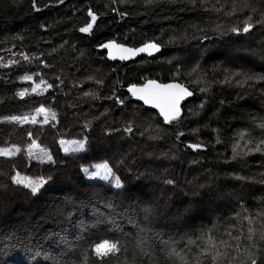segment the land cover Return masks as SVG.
Instances as JSON below:
<instances>
[{"label": "trees", "instance_id": "1", "mask_svg": "<svg viewBox=\"0 0 264 264\" xmlns=\"http://www.w3.org/2000/svg\"><path fill=\"white\" fill-rule=\"evenodd\" d=\"M219 1L217 9L212 10L208 0H160L152 4L134 3L113 7H107L99 0H64L62 4H57L56 0H37V7L41 9L37 12L32 8V0H0V53L17 48L23 49L28 57H36L32 61L36 64L33 65H0V148L16 145L21 149L13 156H0V184L6 186L0 189V249L7 253H0V264H52L53 257L58 260L76 259L78 264H98V258L81 255L79 251L72 255L69 249L85 241L122 239L121 232L128 234L129 243L126 250L117 252L108 260V264H179V257H176L175 261L173 256L166 255L161 251L159 243L168 241L170 245L183 249L181 245L187 247L185 239L194 241L193 247L198 249L192 252L187 249L178 252L184 260L189 259L186 264H218L225 256L218 257L213 262L211 256L200 255L203 240L198 237L203 236L206 239L211 236L218 247L221 241L227 242L231 248H219L221 252L228 253L226 256L233 255V250L237 247L234 237H240L241 248L247 244L248 234L242 230L245 226L242 224L248 211L245 206L238 204L239 190H231L233 186L236 187V182L231 178L239 169L232 162L231 146L235 141L236 127L241 122L252 124L250 139L254 138L253 135H256V140L259 139L260 132L254 127L257 123L264 125V80L245 81L237 85V93L244 96L249 94V100L234 93L230 95L219 91L218 82L222 81L224 76L218 77L216 73H224L215 72L212 67L205 71V86L211 89L207 92H201V87L187 83L184 76L176 78L155 75L162 71L159 61L172 53L184 52L181 42L178 44L176 41L158 40L157 34L164 29L188 25V22L194 21L208 22L210 27L215 25L223 29V22L228 24L233 17L227 15L226 0ZM241 1L238 0L237 3ZM243 1L253 7L251 17L255 25L249 31L253 33H245L256 38L250 42V48L258 57H264V23H256V20H264V0ZM89 8L97 15V21L91 33H80L78 29L89 19ZM112 8L127 14L121 19ZM51 21L54 23L51 24ZM66 26L67 43L57 50L60 45L53 41L52 33L56 28ZM215 33H207L213 42H221L226 37H219ZM110 39L132 47L157 42L161 49L152 59L141 57L131 62L110 63L106 59V53L97 50L99 44ZM76 47L80 49L77 51ZM211 49L206 55L207 59L214 67H222L220 63L228 54L223 55L221 47L217 44ZM76 53L81 58H78ZM40 58L46 67L45 86L39 87L35 92L27 91L24 97H20L17 93L31 87V83L21 80V77L42 72L41 66L38 65L40 62L37 61ZM5 60L0 56V64ZM44 60L56 62L57 69L61 71L52 72L50 76V64L46 65ZM87 61L98 63L102 72L88 70ZM163 67L166 68L167 64ZM251 67L254 69L251 74L264 75V68H255L253 65ZM107 70L111 71V76L102 79L101 87L97 88L98 84L94 87L93 82L88 80L102 77ZM122 78L126 80L120 83ZM142 78L156 79L163 83L176 81L192 91V99L182 105L181 116L171 123H164L156 112L133 102L124 89L131 84L144 83L146 80ZM65 79H68L69 83ZM49 84L52 85L50 89L47 87ZM114 91L121 99L127 98L123 105H117L115 98L109 99ZM85 92L95 95L85 96ZM203 97L206 99L203 100ZM205 101L213 107V112L201 117L203 125H200V128L203 129L198 143L204 147L192 150L187 146L189 143H195L190 126L196 120L192 119L191 113L203 106ZM40 105L48 106L57 117L64 116L66 126L60 124L61 128H55L50 122L18 124L5 119L10 116H22ZM101 105L103 108H100ZM97 109H108L118 116L126 115L124 126L116 128L117 132L114 131L115 134L110 139L103 138L102 124L100 128L94 124L96 136L91 137L96 142L103 140L107 146L103 150L113 154L115 160L124 161L122 165L115 163L118 169L121 167L129 172L133 168L137 169L135 173L121 176L126 187L120 191H115L106 184L83 180L80 169L88 164L87 154L63 155L56 145V140L61 137L79 138L81 134L77 129L83 123H78L92 116ZM136 111H140V114ZM143 115H148L149 118L145 119ZM95 120L96 118L92 119V122ZM150 122L158 128H148ZM129 124L134 128H131V132H125L124 129L129 128ZM29 133H32L31 137ZM33 139L41 148L51 152L57 162L55 165L46 160H32L28 156L27 145ZM94 156L96 155L92 154V157ZM26 160L47 165L44 168L55 177L37 196H33L30 190L24 189L22 185L11 182V176L20 172V169L14 167V162ZM61 160L67 163V168L60 166ZM130 160L133 165H130ZM152 163L162 164L164 168L174 166L175 174L172 173L174 177L169 188L174 205H187L183 217L178 218L180 212L177 210L172 213L162 212L158 219L152 213L154 207L150 204L154 198L160 196L150 187L158 186L159 181L152 178L150 172L146 174L138 169ZM257 163L263 164L264 158L257 157L250 162L246 160L242 164L241 175L249 179L248 177L254 175L253 167L257 166ZM208 180H212V185H205L198 191L196 184ZM214 183H219L221 188H214ZM90 185H95V189H90ZM123 189L128 193L125 197L122 196ZM117 192L121 195L114 197L113 193ZM251 193L252 198L261 203L264 212V187L254 185ZM160 195L162 200L170 199V195L165 191ZM68 197L82 203L67 209L71 211L70 216L53 214V210L63 206ZM108 203L114 205L115 223L107 217L102 224L98 223L97 213H107ZM143 207L151 211L146 213ZM149 215L156 220L154 223L149 220ZM252 217L258 218L256 215ZM49 232L59 235L47 240L42 239ZM138 232L149 245L147 253L143 255L133 247L135 234ZM99 233L110 235L100 236ZM257 244L261 246L259 240ZM37 245L39 247H36ZM107 247L106 245V248L100 251H106Z\"/></svg>", "mask_w": 264, "mask_h": 264}, {"label": "rangeland", "instance_id": "2", "mask_svg": "<svg viewBox=\"0 0 264 264\" xmlns=\"http://www.w3.org/2000/svg\"><path fill=\"white\" fill-rule=\"evenodd\" d=\"M101 3H103L105 6L107 7H113V6H117V5H122V4H134V3H140L139 5H145L146 3L144 2V0H124L123 3L120 2V0H116L115 3L112 2V0H99ZM156 1H160V0H153V3ZM209 2H211V9L212 10H216L217 9V4L220 5V1L219 0H208ZM238 0H226V9L228 11L227 15H230V17L232 19H230V21L228 22V20L225 19V21L228 22V24L226 22H223V30L228 31V36L225 37V39L223 41H218L216 40V42L211 41L209 44H207L208 42L204 41V39L202 38L204 34H207L209 31H211V33L213 31L216 32V26H212L210 27L208 22H188V25H181V26H177V27H173V28H167L164 29L162 31H160L157 34V39L159 40H168V41H176L178 44L181 42L184 48V52L181 53H172L169 56H167L166 58H164L163 60L159 61L162 67V71L158 72V74H155L156 76L160 77V76H167V77H176V78H180V77H185V80H187L189 84H195L196 86H199L201 88H207L208 91L211 90L209 88V86H205V78L207 77V74H205L206 69H209L210 67H212L215 72H221L224 74H217L216 75L218 77H223V83L218 82L219 85V91L221 92H226L225 94H230L232 95L233 93L236 94L237 96H241L242 99L244 98H248L249 100H251V97L249 94L247 95H243V94H238L237 91H239V87L237 85H239L237 83L238 78L239 79H243L241 77H232L231 80L226 79L227 76L231 75V72L234 71H247L251 74V72H254V69H252L251 65H253L255 68L256 67H260V68H264V57H258L253 50H251L250 48V42L252 40H255V37H250L247 36L248 34H252L253 32H249L247 33V35H243V32L241 31L240 33L236 34V33H231L229 30L232 27H238L241 28L243 27L244 22L251 17L252 14V5H250L249 7H244L245 2L242 0L240 3H237ZM260 1V0H259ZM256 4V2H255ZM224 14V13H223ZM235 19V21H233ZM49 20V19H48ZM47 20V21H48ZM231 22V23H230ZM54 21H51V24H53ZM251 23L253 25H255L254 21L251 20ZM212 29V30H211ZM68 34V26L66 27H62V28H56L55 31L52 33L53 35V41L58 43L60 46L57 48V50H59L61 47H64L67 43L65 37ZM175 38V39H173ZM218 45L219 47H221L222 49V54H228V56L225 57V59L223 60V62H221L220 64H222V67H218L215 66L207 59L206 55H208L215 45ZM54 48H56L54 46ZM77 51L80 49L78 47H76ZM204 49H208V51H204ZM22 50V51H21ZM17 49V48H11L8 50H4L0 53V56H3L6 60L5 62H2L0 65L2 67L5 66V64H9V66H17V67H23L25 65H33L36 64L34 61V59L36 57L32 56L29 57V59L27 61H25L23 59V57L20 55L21 52H23L26 56L27 54L24 52L23 49ZM56 50V49H54ZM78 58H81L80 55L78 53H76ZM172 57H176V60H173ZM146 58V57H145ZM247 58V59H245ZM149 59V58H148ZM13 61L15 63H13ZM37 61H39L40 63H38V65L41 66V71L42 72H38L32 75L33 79L31 81H29L31 83V87L30 88H26L25 90L27 91H31L33 89V86H36L37 89L39 87H44L45 83H46V67L44 66V62L41 63L42 59H38ZM45 63L47 62L46 65L50 64V76L52 74V72L55 71H61L57 69V64L56 62L54 63V61H47L44 60ZM178 61L180 63H178ZM248 63V66H247ZM167 64V67L164 68L163 66H165ZM6 65V66H7ZM86 68L88 70H92L93 71H98V73H101V66L98 63H92L90 61H87L86 63ZM230 68V69H229ZM233 69V70H231ZM241 69V70H238ZM227 70V71H226ZM227 74V75H225ZM111 76V71L107 70L104 72V75L102 77H96L94 78H88V80L92 81L94 84V87L97 85L98 87H101L102 79L106 78V77H110ZM164 76V77H165ZM183 77V78H184ZM127 78V77H125ZM125 78H122L121 82H125ZM22 80V79H21ZM67 83L68 79H65ZM64 80V81H65ZM41 81H44L43 84H41ZM97 81H99L100 83H97ZM25 82V81H24ZM27 82V81H26ZM50 89V88H49ZM116 97L120 98V95H118L116 93ZM212 97H214L212 95ZM206 99L205 97H203V100ZM207 101V100H206ZM204 103L203 106L198 107L197 110H193V113H191V117L193 120H196L194 123H192V125L190 126L191 128V136H193V139L195 141V143L199 142L200 139V135L202 132L203 128H200V125H203V122H201V117L203 118V116L206 113L211 114L213 112V107H210V103L206 102ZM254 101L256 102V99H254ZM43 106L46 110H48V106L46 105H40L37 108ZM37 108L34 109H30L27 114L24 115H36L35 110ZM100 108H103V105L100 106ZM54 111H57L56 109H53ZM129 111V110H128ZM53 112V111H51ZM138 113V115L140 114V111H136ZM56 114V113H55ZM23 116V115H22ZM126 116V115H124ZM124 116H118L114 113H111L110 110L108 109H97L96 112H94V114L92 116H90L89 118H85L84 120L80 121L78 124H82L78 129L77 132L81 134V136L79 138H73V137H61L59 139L56 140V145H58L59 150L61 151V153L63 155H74V154H87V162L88 164L85 165L84 167H88L90 165L96 164V163H100L102 161H108L109 166L113 169V172L115 174V176L120 177L121 178V182H122V177L124 174H132L135 173L137 171V169L133 168V170L131 172H129L128 170H122L121 167L118 169V167L115 165L116 164H120L122 165V163L124 162H120L119 160H115L114 155L111 153H106L105 150H103L104 148H106V144L104 143L103 140L100 141H93L91 139V137L96 136V134L94 133V124L99 125L98 128H100V125L102 124V130H101V134L103 135L104 139H110V137L114 136L115 132H117L116 128H122L124 126ZM143 117L145 119H148L149 116L148 115H143ZM96 118L95 122H92V119ZM36 119L37 122L42 124V121L44 119V114H39L36 115ZM100 121V122H99ZM102 121H104L102 123ZM48 122H50V124L52 126H54L55 128H61V126H66V118L64 116L58 115V117L56 116V118L53 120L51 118V116H49L48 118ZM98 122V123H97ZM19 124V123H18ZM25 124H31V123H25ZM61 124V126H60ZM76 124V125H78ZM88 124V127L85 128L84 125ZM150 127L148 126V128H158L157 125L156 127L153 125V122H150ZM252 124L248 123V122H241L235 130V141L233 142V144L237 141L240 140V148L244 147V140H252V141H258L260 139H264V134H262L261 132H264V127H261L260 123H257L255 125V130L257 128L258 132H260V136L259 139L256 140V135H253L254 138L250 139L249 138V134H250V128ZM130 128H134L132 124L128 125ZM206 128V125H204ZM105 128V129H104ZM210 130V129H208ZM108 133V134H105ZM244 133V137L243 139H241L240 134ZM64 139V140H80V139H86V144L87 147L77 153H65L62 151V146L59 143V140ZM251 146H255V143H253ZM102 148V149H101ZM48 151V149H47ZM49 154H51V152L48 151ZM92 154H95L96 156L92 157ZM231 154L233 157V145L231 146ZM52 155V154H51ZM257 157H263L264 158V153L261 152H254V153H250L248 155H241V156H237L234 159L232 158V162L235 164L236 167H238V171L233 173V177L231 179H233L236 183V187H232L231 190H239L237 191L238 194L240 195L237 199L238 204L240 206H245L248 213L246 215L247 219H243V224H245V226L243 227V231L246 232V234H248V228L251 227L254 229V239L258 240V234L260 231H264V214H257V213H264L263 211V206L261 205L260 202H258L257 200L252 198V193H251V188L252 186H263L264 187V163H257V166L253 167V176L248 177L249 179H247V177L242 176L241 173L243 172V166L242 164L247 160V161H251V160H255ZM46 160V158H45ZM47 161V160H46ZM130 165H133V162L130 160ZM47 166V165H46ZM44 164L40 163H33L29 160L26 161H15L14 162V167L17 169H20V173L23 175H28V176H32V177H38V176H44L45 178L48 176V174L50 173V171L48 169H45L44 167H46ZM21 168H25V169H21ZM139 171H143V172H150L152 174V178H156L159 183L158 186L154 187H150L151 189L155 190V192H158V196L161 197L160 193L165 191L166 193H168L170 195V199L168 200H162L160 197L158 198H154L152 203L150 204L151 206L154 207L152 213H154L158 219L160 213L162 212H167V213H172L174 211H179L180 215H178V218H181L185 215V209L187 207V205L182 204L179 206L174 205V201H173V197H172V192L169 188V183H167V181L172 180L173 179V174L175 171H173L174 166H169L168 168H164V165L162 164H158V163H152L150 165H146V166H141L140 168H138ZM29 170V172L27 171ZM15 174V173H14ZM13 174V175H14ZM175 174V173H174ZM81 177L83 180L87 181V182H98L101 184H106L108 186H110L113 190L115 191H120L121 189H116L112 186V184H110L107 181H103L100 180L99 178H93V179H89L87 176H85V174L81 171ZM254 177V178H253ZM112 179V177H110V180ZM251 179V180H250ZM212 180H208L205 181L203 183L200 182V184H196V188L198 189V191H200V188L205 187V185H212ZM122 184L125 186V184L122 182ZM46 185H50V181L46 180ZM214 188H218L220 189L221 186L219 183H214ZM126 189H123L122 191V196L125 197L126 194ZM156 195V196H157ZM232 195V194H231ZM155 196V197H156ZM231 199H234V196L231 197ZM217 204V203H215ZM234 205V203H233ZM217 206V205H216ZM143 209H145V207H143ZM252 215H256L257 217H252ZM149 220H153L151 223H154V219L152 218L151 215L148 216ZM249 221H251V223H249ZM246 222V223H245ZM255 226V227H254ZM233 229V228H232ZM189 239H185L184 242L187 243V247H185L184 245H181L183 249L179 248L178 246H174L175 250L177 252H180L182 250H188L190 252L198 250L197 248L193 247V243L189 244ZM261 243V242H260ZM220 245V243H219ZM241 247V245H239ZM258 250L260 248V246H258ZM106 245H102L101 246V250L105 249ZM234 253L236 255H239L238 253H235V249L233 250ZM233 255L231 256H225L222 257L218 264H238L237 260H233L232 259ZM173 258L176 261V256H173ZM179 260V264H186V262H189V259H185L183 258V260H181L180 258H178Z\"/></svg>", "mask_w": 264, "mask_h": 264}, {"label": "snow or ice", "instance_id": "3", "mask_svg": "<svg viewBox=\"0 0 264 264\" xmlns=\"http://www.w3.org/2000/svg\"><path fill=\"white\" fill-rule=\"evenodd\" d=\"M113 3L116 2V0H112ZM121 3L124 2V0H120ZM146 4H152L153 0H144ZM170 2H175V0H170ZM57 4L64 3V0H56ZM250 5L248 3L244 4V7H249ZM32 8L35 9V11L40 12L41 9L37 7V0H32ZM113 12H117L116 8H112ZM126 12H117V15L123 19L126 15ZM89 19L87 22L78 29L80 33H91L93 31L94 24L97 21V15L94 13V11L89 8L87 13ZM253 17H249L243 24L242 29L238 27H232L230 28L231 33H240L241 31L243 33H249L250 29L253 28V24L251 23V20ZM257 24L264 23V20H256ZM43 27V26H42ZM219 37H224L228 35V31H225L220 28V26H217L216 33ZM204 40H207L211 42V37H209L207 34H204L202 37ZM175 39V38H173ZM98 47L102 49L108 50V56L110 59H116L117 57L121 61H127L132 57H136L139 53H147L149 56H152L155 53H158L161 49V45L157 42H147L142 44L139 47H127L124 44H118L115 43L114 40L110 39L107 41V43H101L98 45ZM204 51H208V49H204ZM20 55L23 57L25 61L29 59L28 56H26L23 52L20 53ZM173 60H176V57H172ZM13 63H15L13 61ZM43 63V61H41ZM178 63H180L178 61ZM227 71V70H226ZM232 77H242L243 79H238L237 83L241 84L245 81H255V80H264V75L261 74H250L247 71H233L231 72L230 76H227L226 79L231 80ZM22 80L25 81H31L33 77L31 75H24L21 77ZM145 79L146 82L143 83L140 86H137V84H131L128 87V92L131 93L133 97L138 98L140 101L143 102L145 105H150L154 109H158L159 116L163 118V120L166 123H171L172 121L176 120L181 115V101L184 100L186 97L191 96L192 92L188 90L184 85L180 83H158L156 79ZM44 81H41V84H43ZM97 83H100L97 81ZM223 83V81H221ZM47 87L51 88L52 85H47ZM37 90L36 86H33L32 91L35 92ZM201 92H207V88H201ZM27 90L20 91L17 93L20 97H24L26 95ZM85 96L89 95H95V93H89L85 92ZM115 98V103L117 105H123L125 103V99H120L116 97L115 91L113 92L112 97H109V99ZM36 115L44 114V119L42 123H47L49 116L54 120L56 118V114L51 112L50 109L46 110L43 106L37 108L35 110ZM36 115H23V116H10L5 117L6 120L13 121L19 124H25V123H31L35 124L37 123ZM85 128L88 127V124L84 125ZM261 127H264V125H261ZM125 132H131L132 129L125 128ZM32 133H29V137H31ZM241 139L244 137V133L240 134ZM60 145L62 146V151L65 153H77L82 150H84L87 147L86 139H80V140H59ZM253 143H255V146H251ZM192 150L201 149L204 147V145L199 143H189L187 145ZM21 151L19 147L16 145H11L8 148H0V156H13L16 152ZM254 152H261L264 153V139H260L258 141H252V140H244V147L240 148V140H237L233 144V159L237 156L241 155H248L250 153ZM27 154L32 160H38L43 162L46 158V160L52 164H56L57 162L53 159V155L49 154L46 148H41L40 145L36 143V141L33 139L30 144L27 145ZM60 166L62 168H67L68 165L65 163V161L61 160ZM80 171H82L85 176H87L89 179L93 178H99L100 180L107 181L116 189H122L124 185L121 182V178L115 176L113 169L109 166L108 161H102L100 163H96L93 165H90L88 167L81 166ZM110 177L112 179L110 180ZM54 176L49 173L48 176L45 178L44 176H38V177H32L28 175H23L20 172H16L14 175L11 176V182L16 185H22L24 189L30 190V193L33 196H37L38 193L41 192L42 188L46 187V180L52 181L54 180ZM167 183L171 184L172 181L169 180ZM6 186L4 184H0V189L5 188ZM95 185H90V189H95ZM121 193H113V196H119ZM78 203H82L79 200H74L72 197H68L64 202L63 206L58 207L57 209L53 210V214L59 215L61 217L63 216H70L71 211H68L67 209L75 207ZM106 207L109 209L107 213H97V222L103 223L104 219L107 217L108 219H112L113 223H115L114 216H115V208L114 205L111 203H108ZM144 211L147 213L151 211L149 208H145ZM247 219V217H245ZM251 223V221H249ZM141 232L143 229L140 230ZM59 233H47L42 239L47 240L54 238L58 236ZM100 236H108L110 234L108 233H99ZM121 238L117 239H111V238H103L98 239L97 242H87L85 241L83 244L80 245H74L69 249V253L74 255L77 251L81 253V255L84 256H92L95 258H98V264H108V260H111L113 256L117 254V252L126 250L127 244L129 243V237L128 234L125 232H121ZM198 239L203 240V246L200 247V255L203 256H211V259L213 262L217 260L218 257L226 256L227 252H221L219 248L227 247L231 248V245L227 244L225 241H221L219 247L213 240L211 236H208L206 239H204L203 236L198 237ZM234 239L237 241V247L235 249V253H238L239 255L233 254L232 259L237 260L238 264H264V231H260L258 234L257 239L261 242V246L258 250L257 247V240L254 239V229L249 227L248 228V235L246 237L247 244L244 247H240V237L236 236ZM67 243V241L65 240ZM189 244L194 243L191 239H189ZM107 245V250L104 252H101V246ZM159 246L161 248V251L164 252L168 256H176L179 257L181 260H183V257L175 250V247L173 245H170L168 241H160ZM36 247H39L37 245ZM135 249L139 250L140 254H146L148 250V243L143 238V236L140 235V233L135 234V243L133 245ZM0 253H3L6 255V251L4 249H0ZM47 258V257H46ZM105 258H108L107 260ZM52 264H78V261L76 259L71 260H58L55 257L51 258ZM231 264V262H230Z\"/></svg>", "mask_w": 264, "mask_h": 264}, {"label": "water", "instance_id": "4", "mask_svg": "<svg viewBox=\"0 0 264 264\" xmlns=\"http://www.w3.org/2000/svg\"><path fill=\"white\" fill-rule=\"evenodd\" d=\"M114 42H115V41H114ZM105 43H107V42H105ZM115 43H116V42H115ZM118 44H119V43H118ZM125 46H127V47H132V46H129V45H125ZM140 46H141V45H140ZM137 47H139V46H137ZM97 50L100 51V52H105V53H106V59H107V61L110 62V63L122 62L118 57H117L116 59H110L109 56H108V50H107V49H102V48L98 47ZM159 53H160V51H159L158 53L153 54L152 56H149L147 53H139V54H137L136 57H132V58H130L129 60L124 61V62L135 61V60H137V59H139V58H141V57H146V58L152 59V58L156 57ZM145 82H146V81H145ZM145 82H144V83H145ZM157 82H158V83H163V82H159V81H157ZM166 83H179V82H176V81H170V82H166ZM142 84H143V83H142ZM142 84H138L137 86H140V85H142ZM180 84H181V83H180ZM182 85H183V84H182ZM128 87H129V85L126 86L124 90H125V92L130 96V98H131V100H132L133 102L142 105V106H143L145 109H147V110H151V111L156 112V113L158 114V116H159V111H158V109H154V108H152L150 105H145V104H143V102L140 101L138 98L133 97V96L131 95V93L128 92ZM186 88H187V87H186ZM188 90H189V89H188ZM189 91H190V90H189ZM190 92H192V91H190ZM192 97H193V93H192L191 96H188V97H186L184 100L181 101V105H180V107H181V114H182V112H183V110H182V105H183L185 102H187L188 100L192 99ZM180 116H181V115H180ZM159 117H160V116H159ZM160 119H161L164 123H166V122L163 120L162 117H160Z\"/></svg>", "mask_w": 264, "mask_h": 264}]
</instances>
